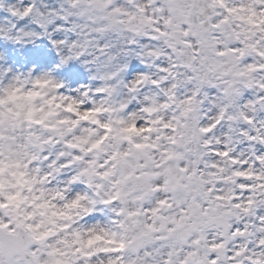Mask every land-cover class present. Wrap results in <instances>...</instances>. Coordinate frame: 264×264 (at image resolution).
<instances>
[{"label":"clouds","instance_id":"obj_1","mask_svg":"<svg viewBox=\"0 0 264 264\" xmlns=\"http://www.w3.org/2000/svg\"><path fill=\"white\" fill-rule=\"evenodd\" d=\"M29 2L36 5L30 15L0 19V38L20 48L46 40L56 57L51 64L25 67L10 64L0 50V222L35 238L31 248L42 264L53 259L48 256L53 248L55 259L71 264H134L157 245L137 252L131 238L145 225L159 226L150 209L168 195L138 199L133 177L150 169L135 166L173 147L165 139L173 133L164 124L175 125V117L191 122L192 113L181 117V105L194 89L201 123L216 114L219 90L198 89L195 73L171 67L167 49L160 57L146 56L149 49L142 46L158 42L117 34L104 19L93 23L76 15L82 6L72 8L69 0H0L21 12ZM135 2L153 15V0ZM113 8L134 10L130 0H112L105 11ZM72 65L81 70L82 81L65 73ZM137 143L157 147L137 150ZM173 210L161 209L160 215ZM120 244L125 247L119 253L81 254ZM145 259L151 264L153 257Z\"/></svg>","mask_w":264,"mask_h":264},{"label":"snow or ice","instance_id":"obj_2","mask_svg":"<svg viewBox=\"0 0 264 264\" xmlns=\"http://www.w3.org/2000/svg\"><path fill=\"white\" fill-rule=\"evenodd\" d=\"M69 3L72 8L82 6L76 15L93 23L104 19L117 34L146 35L158 42L142 46L149 49L147 57H160L167 49L168 59L174 60L171 67L195 73L198 89L219 90L216 114L201 123L194 89L183 102L187 107L181 105V117L192 113L191 122L175 117V125L164 124L173 133L165 137L173 147L161 152L159 159L148 156L147 164L135 166L150 169L133 177L141 193L138 199L150 200L161 191L168 195L150 209L159 226L145 225L131 238L137 252L157 245L134 264H149L145 257H153L151 264H264V0H153L151 16L135 0H130L134 10L113 8L111 12L105 10L112 0ZM35 7L29 2L21 12L0 3V12L6 13L0 19L26 17ZM242 144L248 145L247 150L237 146ZM133 147L157 146L137 143ZM161 209L175 210L164 216ZM32 239L0 222V264H42L31 248ZM124 247L81 254L119 253ZM57 252L49 251L53 259L43 264H71L55 259ZM165 254L167 259H155Z\"/></svg>","mask_w":264,"mask_h":264},{"label":"rangeland","instance_id":"obj_3","mask_svg":"<svg viewBox=\"0 0 264 264\" xmlns=\"http://www.w3.org/2000/svg\"><path fill=\"white\" fill-rule=\"evenodd\" d=\"M0 16H1V15H0ZM0 50L4 51L3 47H1V45H0ZM4 52H5V51H4ZM6 56H7V55H6ZM7 59H8V62H9L10 64L18 65L17 62H15V60H14L13 58H9V57H7ZM133 63L135 64V62H133ZM32 64H35V63H34L33 61L28 62L27 66L32 65ZM44 64H49V63H44ZM25 67H26V65H25ZM74 80H81V79H74Z\"/></svg>","mask_w":264,"mask_h":264}]
</instances>
